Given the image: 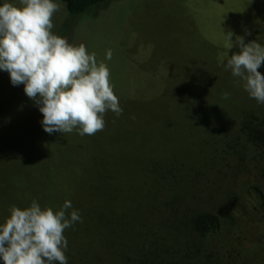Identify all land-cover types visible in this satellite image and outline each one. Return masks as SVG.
Listing matches in <instances>:
<instances>
[{
	"label": "trees",
	"instance_id": "obj_1",
	"mask_svg": "<svg viewBox=\"0 0 264 264\" xmlns=\"http://www.w3.org/2000/svg\"><path fill=\"white\" fill-rule=\"evenodd\" d=\"M59 1L73 16L107 0ZM232 33L264 45V28ZM209 41L216 78L165 94L162 78L140 102L115 93L123 111L101 131L109 140L50 135L23 84L0 89V223L12 205L70 200L81 221L64 233L68 264H264V104Z\"/></svg>",
	"mask_w": 264,
	"mask_h": 264
},
{
	"label": "clouds",
	"instance_id": "obj_2",
	"mask_svg": "<svg viewBox=\"0 0 264 264\" xmlns=\"http://www.w3.org/2000/svg\"><path fill=\"white\" fill-rule=\"evenodd\" d=\"M59 0H3L0 2V70L6 71L13 86L23 84L24 93L43 115L46 133L77 130L95 135L106 126L111 111L122 114L106 60H98L84 43H70L56 34L54 17ZM225 32L224 55L220 63L242 83L249 97L264 104V45L257 40H233ZM238 47L239 51H229ZM226 61V63H225ZM227 99L229 93L223 94ZM70 210V211H69ZM81 221L72 202L59 208L33 199L28 206L12 205L0 223V260L3 264H68L65 230Z\"/></svg>",
	"mask_w": 264,
	"mask_h": 264
},
{
	"label": "rangeland",
	"instance_id": "obj_3",
	"mask_svg": "<svg viewBox=\"0 0 264 264\" xmlns=\"http://www.w3.org/2000/svg\"><path fill=\"white\" fill-rule=\"evenodd\" d=\"M102 3L103 6L96 3L70 16L60 2L53 31L70 43H84L90 52L96 53L98 60H105L106 52L111 50V60L106 63L114 92L133 93L138 102L148 92L159 91L162 78L163 94L169 92L167 86L172 85V90L178 83L190 85L191 78H216L211 75L214 68L209 66V40L225 51L222 33L246 34L264 28V0H107ZM16 87L9 74L0 70V89ZM111 120L113 114L109 111L105 116L106 126ZM117 120L120 116H116ZM97 135L109 140V135L101 131ZM74 136L77 138V130ZM125 142L132 144L133 139ZM149 142L155 144L152 137ZM257 257L263 258L264 253Z\"/></svg>",
	"mask_w": 264,
	"mask_h": 264
}]
</instances>
